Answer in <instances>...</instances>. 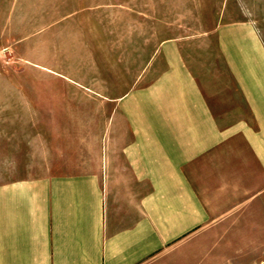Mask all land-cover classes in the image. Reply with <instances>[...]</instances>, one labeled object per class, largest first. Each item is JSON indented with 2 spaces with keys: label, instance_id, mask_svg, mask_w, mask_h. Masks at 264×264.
I'll return each mask as SVG.
<instances>
[{
  "label": "crops",
  "instance_id": "1",
  "mask_svg": "<svg viewBox=\"0 0 264 264\" xmlns=\"http://www.w3.org/2000/svg\"><path fill=\"white\" fill-rule=\"evenodd\" d=\"M216 34L229 77L211 92L180 39L160 44L147 82L123 66L62 75L30 147L52 166L0 182V264L264 255V34L246 17Z\"/></svg>",
  "mask_w": 264,
  "mask_h": 264
},
{
  "label": "rangeland",
  "instance_id": "2",
  "mask_svg": "<svg viewBox=\"0 0 264 264\" xmlns=\"http://www.w3.org/2000/svg\"><path fill=\"white\" fill-rule=\"evenodd\" d=\"M245 17L264 34V0H0V182L52 166L30 147L37 143V120L49 128L51 118L35 109L51 107L54 91L69 90L63 74L92 77L94 66H123L125 76L136 78L139 71L147 82L164 67L160 58L153 62L160 44L180 39L186 61L211 92L229 77L216 27ZM104 66L100 75L108 77ZM245 247L255 245L237 244L234 255L199 259L202 264L264 261V255L240 254Z\"/></svg>",
  "mask_w": 264,
  "mask_h": 264
},
{
  "label": "water",
  "instance_id": "3",
  "mask_svg": "<svg viewBox=\"0 0 264 264\" xmlns=\"http://www.w3.org/2000/svg\"><path fill=\"white\" fill-rule=\"evenodd\" d=\"M261 264H264V261Z\"/></svg>",
  "mask_w": 264,
  "mask_h": 264
}]
</instances>
